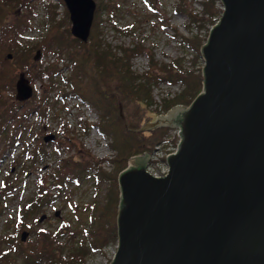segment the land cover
<instances>
[{"label":"water","instance_id":"water-1","mask_svg":"<svg viewBox=\"0 0 264 264\" xmlns=\"http://www.w3.org/2000/svg\"><path fill=\"white\" fill-rule=\"evenodd\" d=\"M62 1L72 36L88 43L96 1ZM220 1L202 49V93L177 106L172 123L160 116L139 130L180 127L182 143L165 177L147 171L150 155L122 173L111 264H264V0ZM17 93L21 102L34 95L24 78Z\"/></svg>","mask_w":264,"mask_h":264},{"label":"rangeland","instance_id":"rangeland-1","mask_svg":"<svg viewBox=\"0 0 264 264\" xmlns=\"http://www.w3.org/2000/svg\"><path fill=\"white\" fill-rule=\"evenodd\" d=\"M145 1L113 0L118 10L112 17L107 14L103 17V47L121 57L124 51L143 43L144 53L132 60L138 74L148 71L151 53L159 64L181 60L185 68H200L204 61L194 63L195 52L183 45L181 36L200 34L207 38L208 28L197 29L188 15L191 12L202 16L205 0H187L184 13L176 10L179 0H152L157 14ZM0 3L4 6L0 5V252H8L19 264H23L25 257L22 250L41 253L47 248L56 251L57 257H44L42 264L52 260L60 264V256L69 260L74 253L79 258L78 264H111L118 241L98 242L100 248L93 252L91 245L95 239L89 234L100 225L98 217L112 193L110 182L97 175L94 164L91 173L96 178L92 181H80L79 176L71 173L64 179L61 193L59 186L50 182L51 169L55 171L58 168L55 163H60L58 158L73 156L81 162L94 158V163L112 173L114 165L110 160L116 155L113 139L91 126L100 122L97 111L78 99L60 98L68 93L64 78L70 79L73 67L67 52L60 53L58 46L49 42L47 33L54 13L57 22L70 20V16L66 17V7L59 0H19L13 5L0 0ZM217 7L223 11L220 0ZM126 28L132 30L130 34L123 31ZM21 78L34 91L26 102L18 100L17 83ZM152 90L155 105L151 107L154 120L150 123L163 116L165 124H170L178 116L174 114L177 106L192 104L176 105L158 113L163 99L176 97L182 89L179 84H160ZM65 133L73 137L74 147L64 143ZM47 136L55 138L45 142ZM144 156L130 159L127 168L139 166ZM151 162L152 157L147 156V165ZM147 171L151 175L155 172L148 166ZM40 196L45 197L43 208L25 221V229H18L22 210ZM43 215L46 219L41 223ZM109 230L108 223L103 231ZM24 232L29 233L26 242L21 239ZM81 247L85 248V254L75 252Z\"/></svg>","mask_w":264,"mask_h":264},{"label":"trees","instance_id":"trees-1","mask_svg":"<svg viewBox=\"0 0 264 264\" xmlns=\"http://www.w3.org/2000/svg\"><path fill=\"white\" fill-rule=\"evenodd\" d=\"M19 0H7V5L16 4ZM97 10L91 35L88 43H84L74 38L70 31V20L65 22L55 21L56 14L50 16L51 27L48 28L47 37L49 42H53L58 46V50L63 54L67 52V56L72 64V75L69 78H64L65 89L68 90L62 99H78L82 104L90 105L94 108L100 118L98 125H91L93 128H98L102 135L113 139L112 147L116 151V155L110 162L114 165V171L107 173L103 167L94 163V158L86 162H81L75 157L59 159L60 163H55L56 170L51 169L53 174L50 176V182L58 187V192H62V184L64 179L71 173L79 176L80 181H92L96 175H92V165L97 168V175L103 180L110 182L112 188L111 197H108L104 211L99 215V227L94 233H89L90 238L95 239L91 245V250L96 252L98 242L104 243L111 239L118 241V214L122 207V192L120 188V177L127 169L128 161L134 157L144 155H152L158 146H163L171 138L170 127L157 128L148 132H139V130L154 120L151 107L155 105L153 97V86L160 84L180 85L181 94L170 99L164 98L158 113L166 112L176 105H190L202 93L204 89V62L197 70L185 68L180 61H172L170 63H158L155 61L154 55L149 54V69L144 74H138L132 65V60L135 57L144 53L143 43H139L130 51H124L125 54L119 57L113 53L111 49H106L103 46V25L105 21L103 17L107 14L112 17L118 10L117 6L113 5V0H96ZM187 0H179L176 4L177 12H187ZM219 0L203 1L202 16L188 12L191 17V23L199 29L208 28L207 38H203L200 34L193 37L181 36L182 43L195 52L194 63H201L202 49L208 41L212 29L220 20L223 11L217 7ZM59 2L64 5L62 0ZM154 13H158V9L153 5L152 0L145 1ZM1 6L2 3H0ZM4 7V6H3ZM65 15L69 18L67 9ZM53 22H55L53 24ZM64 22V23H63ZM67 23L69 26L67 27ZM208 26V27H207ZM210 26V27H209ZM119 30V29H118ZM130 34V28L123 29ZM142 44V45H141ZM61 54V55H62ZM66 143L69 147H74V139L69 133H65ZM42 154V153H39ZM81 185L79 182L78 186ZM114 197V198H113ZM45 197L40 196L37 199H32L31 203L26 207L20 215V220L17 222V228L25 229V221L40 211L44 204ZM87 208V207H86ZM97 207H93L96 209ZM109 223V231H103ZM109 232V233H108ZM119 242V241H118ZM85 246V245H84ZM2 250V249H1ZM22 250V249H21ZM88 250V249H87ZM5 251V250H4ZM25 254L23 264H42L45 262L44 257L56 259V251L47 248L41 253L27 252L28 249L22 250ZM85 248L77 249L76 253H81ZM8 253V252H7ZM0 252V264H19L15 257L11 254ZM49 255V256H48ZM53 255V256H52ZM48 259V260H49ZM60 264H78V256L74 253L69 260L63 259L61 256ZM51 264H58L51 261ZM47 261L45 264H50Z\"/></svg>","mask_w":264,"mask_h":264},{"label":"built area","instance_id":"built-area-1","mask_svg":"<svg viewBox=\"0 0 264 264\" xmlns=\"http://www.w3.org/2000/svg\"><path fill=\"white\" fill-rule=\"evenodd\" d=\"M182 130L180 127H175L171 131V138L163 146H158L155 153L151 155L152 162L148 165L151 170H155L153 175L157 178L165 177L169 173L168 160L171 156L179 152L182 143ZM150 157V158H151ZM163 164L164 166L160 165ZM153 167V169H152ZM164 169V170H161Z\"/></svg>","mask_w":264,"mask_h":264},{"label":"bare ground","instance_id":"bare-ground-1","mask_svg":"<svg viewBox=\"0 0 264 264\" xmlns=\"http://www.w3.org/2000/svg\"><path fill=\"white\" fill-rule=\"evenodd\" d=\"M172 129V128H171Z\"/></svg>","mask_w":264,"mask_h":264}]
</instances>
